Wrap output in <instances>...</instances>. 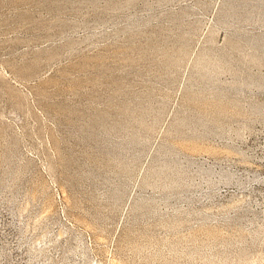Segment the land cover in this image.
Segmentation results:
<instances>
[{"label":"rangeland","instance_id":"obj_1","mask_svg":"<svg viewBox=\"0 0 264 264\" xmlns=\"http://www.w3.org/2000/svg\"><path fill=\"white\" fill-rule=\"evenodd\" d=\"M56 1L0 0V264H264V0Z\"/></svg>","mask_w":264,"mask_h":264},{"label":"bare ground","instance_id":"obj_2","mask_svg":"<svg viewBox=\"0 0 264 264\" xmlns=\"http://www.w3.org/2000/svg\"><path fill=\"white\" fill-rule=\"evenodd\" d=\"M52 1H53V0H52ZM57 1H58V0H57ZM57 1H56V2H57ZM76 1H77V0H76ZM83 1H85V0H83ZM87 1H88V0H87ZM93 1H95V0H93ZM109 1H110V0H109ZM113 1H114V0H113ZM116 1H117V0H116ZM170 1H171V0H170ZM172 1H173V0H172ZM224 1H225V0H224ZM227 1H228V0H227ZM257 1H258V0H257ZM259 1H260V0H259ZM259 1H258V2H259ZM69 2H70V0H69ZM80 2H81V1H80ZM90 2H91V1H90ZM175 2H176V1H175ZM225 2H226V1H225ZM228 2H229V1H228ZM228 2H227V3H228ZM233 2H234V1H233ZM233 2H232V3H233ZM246 2H247V1H246ZM253 2H254V0H253ZM262 2H263V1H262ZM60 3H62V2H60ZM64 3H65V2H64ZM96 3H97V2H96ZM102 3H103V2H102ZM234 3H235V2H234ZM234 3H233V4H234ZM238 3H241V1L238 2ZM242 3H243V2H242ZM259 3H260V2H259ZM69 4H70V3H69ZM93 4H94V3H93ZM202 4H203V3H202ZM222 4H223V3H222ZM224 4H225V3H224ZM247 4H249V3H247ZM250 4H251V2H250ZM250 4H249V5H250ZM252 4H253V3H252ZM254 4H255V3H254ZM260 4H262V3H260ZM58 5H59V4H58ZM65 5H66V3H65ZM70 5H71V4H70ZM89 5H90V4H89ZM227 5H228V4H227ZM243 5H244V3H243ZM256 5H257V4H256ZM147 6H148V5H147ZM208 6H209V5H208ZM208 6H207V7H208ZM222 6H223V5H222ZM254 6H255V5H254ZM61 7H62V6H61ZM207 7H206V8H207ZM226 7H227V6H226ZM241 7H243V6H241ZM148 8H149V6H148ZM223 8H224V7H223ZM230 8H231V7H230ZM232 8H233V7H232ZM232 8H231V9H232ZM234 8H235V7H234ZM247 8H248V7H247ZM250 8H251V7H250ZM262 8H263V7H262ZM62 9H63V8H62ZM226 9H227V8H226ZM236 9H237V8H236ZM239 9H240V8H239ZM239 9H238V11H239ZM258 9H259V8H258ZM220 10H222V9H220ZM223 10H224V9H223ZM248 10H249V9H248ZM253 10H255V9H253ZM259 10H260V9H259ZM262 10H263V9H262ZM146 11H147V10H146ZM149 11H150V10H149ZM250 11H252V10H250ZM256 11H257V9H256ZM263 11H264V10H263ZM152 12H154L153 9H152ZM244 12H245V11H244ZM252 12H253V11H252ZM225 13H226V12H225ZM230 13H231V12H230ZM242 13H243V12H242ZM255 13H256V12H255ZM219 14H220V13H219ZM221 14H222V13H221ZM221 14H220V15H221ZM228 14H229V12H228ZM231 14H232V13H231ZM233 14H234V13H233ZM237 14H238V13H237ZM244 14H245V13H244ZM246 14H247V13H246ZM152 15H153V13H152ZM220 15H218V16H220ZM223 15H224V14H223ZM242 15H243V14H242ZM256 15H257V14H256ZM234 16H235V15H234ZM239 16H240V15H239ZM239 16H238V17H239ZM263 16H264V15H263ZM151 17H152V16H151ZM220 17H221V16H220ZM251 17H252V16H251ZM255 17H256V16H254V18H255ZM258 17H259V16H258ZM258 17H257V19H258ZM261 17H262V16H261ZM175 18H176V17H175ZM223 18H224V17H223ZM234 18H236V17H234ZM243 18L245 19V16H244ZM249 18H250V17H249ZM254 18H253V19H254ZM263 18H264V17H263ZM133 19H134V18H133ZM177 19H178V18H177ZM239 19H240V20H239ZM239 19H238V20L241 21L242 18H239ZM247 19H248V18H247ZM250 19H251V18H250ZM261 19H262V18H261ZM104 20H105V19H104ZM175 20H176V19H175ZM220 20H221V19H220ZM228 20H229V19H228ZM233 20H237V19H233ZM238 20H237V21H238ZM245 20H246V19H245ZM245 20H244V21H245ZM248 20H249V19H248ZM226 21H227V20H226ZM230 21H232V20H230ZM230 21H229V22H230ZM244 21H242V22H244ZM107 22H108V21H107ZM133 22H134V21L132 20V23H133ZM179 22H180V20H179ZM234 22H235V21H234ZM234 22H233V23H234ZM246 22H248V21H246ZM249 22H250V21H249ZM102 23H103V22H102ZM137 23H138V21H137ZM143 23H144V22H143ZM148 23H149V22H148ZM221 23H222V22H221ZM235 23H236V22H235ZM238 23H240V22H238ZM133 24H134V23H133ZM146 24H147V22H146ZM174 24H175V23H174ZM217 24H218V23H217ZM217 24H215V25H217ZM219 24H220V23H219ZM227 24H228V22H227ZM128 25H129V24H128ZM130 25H131V24H130ZM134 25H135V24H134ZM144 25H145V24H144ZM161 25H162V24H161ZM177 25H178V24H177ZM222 25H224V23H223ZM236 25H237V24H236ZM245 25H246V24H245ZM255 25H256V24H255ZM142 26H143V25H141V27H142ZM145 26H146V25H145ZM150 26H151V25H150ZM219 26H220V25H219ZM224 26H225V25H224ZM227 26H229V25H227ZM233 26H234V24H233ZM237 26H238V25H237ZM247 26H248V25H247ZM249 26H250V24H249ZM252 26H253V23H252ZM263 26H264V25H263ZM131 27H133V26H131ZM146 27H147V26H146ZM146 27H145V28H146ZM176 27H177V26H176ZM185 27H186V26H185ZM222 27H223V26H222ZM235 27H236V26H235ZM243 27H244V26H243ZM245 27H246V26H245ZM253 27H254V26H253ZM256 27H257V25H256ZM137 28H140V27H137ZM142 28H143V27H142ZM218 28H219V27H218ZM218 28H216V29H218ZM220 28H221V27H220ZM236 28H237V27H236ZM259 28H260V27H259ZM259 28H258V29H259ZM178 29H179V28H178ZM183 29H184V28H182V30H183ZM216 29H215V30H216ZM226 29H227V28H226ZM229 29H230V28H229ZM229 29H228V30H229ZM241 29H242V28H241ZM247 29H248V28H247ZM258 29H256V30H258ZM139 30H140V29H139ZM139 30L137 29L136 31H139ZM141 30H142V29H141ZM147 30H148V28H147ZM179 30H180V29H179ZM184 30H185V29H184ZM215 30H214V31H215ZM218 30H219V29H218ZM233 30H234V29H233ZM233 30H232V31H233ZM244 30H245V29H244ZM216 31H217V30H216ZM223 31H225V30H223ZM236 31H237V30H236ZM242 31H243V29H242ZM245 31H246V30H245ZM143 32H144V31H143ZM180 32H181V31H180ZM255 32H256V31H255ZM260 32H261V31H260ZM262 32H263V31H262ZM182 33H183V32H182ZM215 33H216V32H215ZM215 33H214V34H215ZM233 33H234V32H233ZM214 34H213V35H214ZM183 35H184V34H183ZM230 35H231V33H230ZM233 35H234V34H233ZM233 35H232V36H233ZM236 35H237V34H236ZM252 35H253V34H252ZM181 36H182V35H181ZM232 36H230V37H232ZM238 36H239V35H238ZM241 36H242V35H241ZM260 36H262V35H260ZM183 37H184V36H183ZM212 38H214V36H213ZM251 38H252V37H251ZM261 39H262V38H261ZM236 41H237V40H236ZM250 41H251V40H250ZM245 42H246V41H245ZM253 42H254V41H253ZM211 43H212V42H211ZM250 43H252V42H250ZM254 44H255V43H254ZM262 44H263V42H262ZM262 44H261V45H262ZM251 45H252V44H251ZM246 46H247V45H246ZM258 46H259V45H258ZM225 47H226V46H225ZM254 47H255V46H254ZM211 48H212V47H211ZM228 48H229V47H228ZM229 49H230V48H229ZM257 49H258V48H257ZM257 49H256V50H257ZM223 50H224V48H223ZM231 50H232V48H231ZM210 51H212V50H210ZM221 51H222V50H221ZM225 51H226V50H225ZM252 51H253V50H252ZM228 52H229V51H228ZM249 52H250V50H249ZM262 52H263V51H262ZM262 52H261V54H262ZM206 53H207V52H206ZM209 53H210V52H209ZM211 53H212V52H211ZM215 53H216V52H215ZM232 53H233V52H232ZM241 53H242V52H241ZM255 53H257V52H255ZM55 54H56V53H55ZM203 54H204V53H203ZM237 54H238V53H237ZM263 54H264V53H263ZM231 55H232V54H231ZM234 55H235V54H234ZM234 55H233V56H234ZM247 55H248V54H247ZM259 55H260V54H259ZM54 56H55V55H54ZM201 56H202V55H201ZM212 56H213V55H212ZM249 56H250V55H249ZM251 56H252V55H251ZM253 56H254V55H253ZM263 56H264V55H263ZM52 57H53V56H52ZM205 57H207V56H205ZM205 57H204V58H205ZM227 57H229V56H227ZM230 57H231V56H230ZM245 57L247 58V56H245ZM214 58H215V57H214ZM240 58L242 59V57H240ZM220 59H221V58H220ZM231 59H232V58H231ZM233 59H234V58H233ZM233 59H232V61H233ZM247 59H248V58H247ZM256 59H257V58H256ZM211 60H212V58H211ZM213 60H214V59H213ZM217 60L219 61L218 58H217ZM228 60H229V59H228ZM242 60H244V58H243ZM253 60H254V59H253ZM205 61H206V60H205ZM209 61H210V60H209ZM223 61H224V60H223ZM223 61H220V62H223ZM234 61H236V60H234ZM248 61H249V60H248ZM211 62H212V61H211ZM215 62L217 63V61H215ZM224 62H225V61H224ZM244 62H246V61H244ZM258 62H260L259 59H258ZM208 63H209V62H208ZM218 63H219V62H218ZM218 63H217V64H218ZM225 63H226V62H225ZM241 63H242V62H241ZM251 63H252V62H251ZM262 63H263V61H262ZM262 63H261V65H262ZM230 64H231V63H230ZM233 64H234V63H233ZM248 64H249V63H248ZM253 64H255V63H253ZM223 65H225V64H223ZM231 65H232V64H231ZM238 65H239V64H238ZM242 65H243V64H242ZM258 65H260V63H259ZM199 66H200V65H199ZM206 66H207V64H206ZM215 66H216V64H215ZM215 66H213V67H215ZM218 66H220V64H219ZM211 67H212V65H211ZM213 67L211 68L212 70H214L215 68L217 69V66H216L214 69H213ZM221 67H222V66H221ZM228 67H229V66H228ZM250 67H251V66H250ZM168 68H169V67H168ZM196 68H197V67H196ZM218 68H219V67H218ZM230 68H231V67H230ZM244 68H245V67H244ZM244 68H243V69H244ZM248 68H249V65H248ZM251 68H252V67H251ZM254 68H255V67H254ZM263 68H264V66H263ZM197 69H198V68H197ZM201 69H202V67H201ZM201 69H200V71H201ZM205 69H206V73H207V68H205ZM231 69H232V68H231ZM231 69H230V70H231ZM234 69H235V68H234ZM236 69H238V68H236ZM241 69H242V67H241ZM260 69H261V68H260ZM260 69H259L258 71H260ZM198 70H199V69H198ZM198 70H197V71H198ZM223 70H224V68H223L222 70H220V71L222 72ZM225 70H226V69H225ZM227 70H228V69H227ZM232 70H233V69H232ZM244 70H245V69H244ZM251 70H252V69H251ZM253 70H254V69H253ZM261 70H262V69H261ZM263 70H264V69H263ZM215 71H216V70H215ZM234 71H235V70H234ZM254 71H256V70H254ZM258 71H257V72H258ZM194 72H196V70H194ZM201 72H202V71H201ZM217 72H218V71H217ZM221 72H219V73L221 74ZM226 72H227V71H226ZM247 72H248V71H247ZM247 72H246V73H247ZM261 72H262V71H261ZM196 73H197V72H196ZM212 73H213V72H212ZM223 73H224V72H223ZM227 73H228V72H227ZM229 73H230V72H229ZM243 73H244V72H243ZM200 74H202V73H200ZM213 74H214V73H213ZM213 74H212V76H213ZM217 74H218V73H217ZM236 74H238V73L236 72ZM254 74H255V73H254ZM261 74H262V73H261ZM209 75H210V74H209ZM223 75H224V74H223ZM239 75H240V73H239ZM194 76H195V75H194ZM198 76H200V75L198 74ZM202 76H203V75H202ZM202 76H201V78H202ZM206 76H207V75H206ZM216 76H217V75H216ZM216 76H215V79H214V80H216ZM232 76H233V74H232ZM236 76H237V75H236ZM251 76H252V75H251ZM192 77H193V76H192ZM196 77H197V76H196ZM204 77H205V75H204ZM219 77L221 78V76H219ZM219 77L217 76V78H219ZM239 77H240V76H239ZM243 77H244V76H243ZM261 77H262V76H261ZM198 78H199V77H198ZM198 78H197V79H198ZM208 78H209V77H208ZM210 78H211V76H210ZM237 78H238V77H237ZM237 78L234 77V79H237ZM193 79H194V78H193ZM199 79H200V78H199ZM200 80H201V79H200ZM214 80H213V81H214ZM255 80H256V79H255ZM255 80H254V81H255ZM202 81H203V80H202ZM218 81H219V80H218ZM231 81H232V79H231ZM239 81H241V80H239ZM242 81H243V79H242ZM258 81H259V80H258ZM193 82H194V81H193ZM204 82H205V81H204ZM210 82L212 83V81H210ZM220 82H221V81H220ZM222 82H224V80H223ZM234 82H235V81H234ZM197 83H198V81H197ZM206 83H207V82H206ZM228 83H230V82H228ZM232 83H233V81H232ZM236 83L239 84L238 82H236ZM260 83H261V81H260ZM209 84H210V83H209ZM218 84H219V82H218ZM222 84H224V87H225V83H222ZM230 84H231V83H230ZM230 84H228V86H229ZM234 84H235V83H234ZM263 84H264V82H263ZM200 85H201V84H200ZM212 85H213V84H211V86H212ZM219 85H220V84H219ZM219 85H218V86H219ZM231 85H232V84H231ZM241 85H242V84H241ZM192 86H193V83H192ZM195 86H196V85H195ZM213 86H214V85H213ZM221 86H222V85H221ZM232 86H233V85H232ZM258 86H259V85H258ZM189 87H190V85H189ZM189 87H188V88H189ZM196 87H197V86H196ZM198 87H199V86H198ZM202 87H204V86H202ZM205 87H207V86L205 85ZM209 87H210V86H209ZM236 87H237V86H236ZM236 87H235V88H236ZM243 87H244V86H243ZM248 87H250V89H251V86H250V85H249ZM260 87H261V86H260ZM260 87H259V88H260ZM192 88H193V87H192ZM210 88H211V87H210ZM229 88H230V86H229ZM232 88H233V87H232ZM263 88H264V86H263ZM216 89H217V88H216ZM223 89H224V88H223ZM233 89H234V88H233ZM242 89H243V88H242ZM247 89H248V88H247ZM196 90H197V89H196ZM199 90H200V89H199ZM237 90H238V89H237ZM240 90H241V89H240ZM262 90H263V89H262ZM218 91H219V90H218ZM245 91H247V90H245ZM253 91H254V90H253ZM255 91H256V90H255ZM227 92H228V90H227ZM230 92L233 93V91H230ZM234 92H235V91H234ZM240 92H241V91H240ZM247 92H248V91H247ZM260 92H261V94H262L263 91H260ZM190 93H191V92H190ZM194 93H195V92H194ZM248 93H249V92H248ZM251 93H252V92H251ZM191 94H192V93H191ZM226 94H227V93H226ZM242 94H243V93H241V95H242ZM252 94H253V93H252ZM252 94H251V95H252ZM256 94H257V93H256ZM258 94H259V93H258ZM227 95H228V94H227ZM247 96H248V95H247ZM222 97H224V96H222ZM245 97H246V95H245ZM226 98H227V97H226ZM246 98H247V97H246ZM227 99H228V98H227ZM231 99H232V98L230 97V101H231ZM237 99H238V98H237ZM240 99H241V97H240ZM152 101H153V100H152ZM152 101H151V102H152ZM236 101H238V100H236ZM234 102H235V101H234ZM238 102H239V101H238ZM235 103H237V102H235ZM240 103H241V102H240ZM238 105H239V104H238ZM254 105H255V104H254ZM148 106H149V105H148ZM255 107H256V106H255ZM145 108H146V107H145ZM146 109H148V108H146ZM247 109H248V108H247ZM249 110H250V109H249ZM152 111H153V110H152ZM155 112H156V111H155ZM141 113H143V112L141 111ZM146 113H147V112H146ZM146 113H145V114H146ZM152 113H153V112H152ZM254 114H255V113H254ZM260 114H261V113H260ZM158 115H159V114H158ZM250 115H251V114H250ZM101 116H102V115H101ZM104 116H105V115H104ZM143 116H144V114H143ZM146 116H147V115H146ZM152 116H154V115H152ZM161 116H162V115H161ZM191 116H192V114H191ZM194 116H195V115H194ZM252 116H253V115H252ZM255 116H256V115H255ZM258 116H259V115H258ZM260 116H263V115H260ZM148 117H149V116H148ZM184 117H185V116H184ZM187 117H188V115H187ZM195 117H196V116H195ZM83 118H84V117H83ZM110 118H111V117H110ZM129 118H130V117H129ZM155 118H156V117H155ZM208 118H209V117H208ZM125 119H126V118H125ZM147 119H148V118H147ZM152 119H153V118H152ZM177 119H178V118H177ZM177 119H176V120H177ZM180 119H181V117H180ZM196 119H197V118H196ZM196 119H195V120H196ZM254 119H256V117H255ZM82 120H83V119H82ZM130 120H131V119H130ZM135 120H136V119H135ZM138 120H140V119H138ZM142 120H143V119H142ZM142 120H141V121H142ZM185 120H186V119H185ZM88 121H89V119H88ZM100 121H101V120H100ZM124 121H125V120H124ZM148 121H149V120H148ZM158 121H159V120H158ZM181 121H182V120H181ZM132 122H133V121H132ZM152 122H153V121H152ZM155 122H156V121H155ZM176 122H177V121H176ZM176 122H175V123H176ZM178 122H179V121H178ZM197 122H198V121H197ZM200 122H201V121H200ZM200 122H198V123H200ZM109 123H111V122H109ZM122 123H123V122H122ZM125 123L127 124V121H126ZM130 123H131V121H130ZM149 123H150V122H149ZM175 123H173V124H175ZM203 123H205V121H204ZM208 123H209V121H208ZM86 124H87V123H86ZM138 124H139V123H138ZM154 124H155V123H154ZM154 124H153V125H154ZM188 124H189V123H188ZM188 124H187V125H188ZM201 124H202V123H201ZM201 124H200V125H201ZM248 124H249V123H248ZM83 125H84V121H83ZM92 125H93V124H92ZM103 125H104V124H103ZM121 125H122V124H121ZM131 125H132V124H131ZM143 125H144V124H143ZM177 125H178V124H177ZM177 125H176V126H177ZM182 125H183V124H182ZM182 125H181V126H182ZM200 125H199V126H200ZM89 126H90V125H89ZM96 126H97V125H96ZM112 126H113V125H112ZM126 126H127V125H126ZM176 126H175V127H176ZM184 126H185V123H184ZM184 126H183L182 128H184ZM190 126H191V125H190ZM206 126H207V125H206ZM206 126H205V127H206ZM141 127H142V126H141ZM144 127H145V126H144ZM172 127H173V125H172ZM178 127H179V126H178ZM193 127H194V126H193ZM215 127H216V125H215ZM244 127H245V126H244ZM96 128H97V127H96ZM99 128H100V127H99ZM104 128H105V127H104ZM122 128H123V127H122ZM146 128H147V127H146ZM146 128H145V129H146ZM220 128H222V127H220ZM108 129H109V128H108ZM120 129H121V128H120ZM128 129H129V128H128ZM138 129H139V128H138ZM142 129H143V128H142ZM171 129H172V128H171ZM199 129H200V128H199ZM206 129L208 130V128H206ZM206 129H204V130L206 131ZM217 129H219V128H216V130H217ZM193 130H194V129H193ZM221 130H222V129H221ZM86 131H87V130H86ZM89 131H90V130H89ZM110 131H112V130H110ZM171 131H172V130H171ZM175 131H176V130H175ZM205 131H204V132H205ZM218 131H219V130H218ZM223 131H224V130H223ZM94 132H95V131H94ZM140 132H141V131H140ZM103 133H104V132H103ZM173 133H174V132H173ZM197 133H198V132H197ZM199 133H200V132H199ZM205 133H206V132H205ZM219 133H220V131H219ZM76 134H77V133H76ZM175 134H178V132L175 133ZM195 134H196V133H195ZM223 134H224V132H223ZM82 135H83V134H82ZM140 135H141V134H140ZM190 135H191V133H190ZM196 135H197V134H196ZM196 135H195V136H196ZM198 135H199V134H198ZM220 135H221V134H220ZM220 135H219V136H220ZM78 136H79V135H78ZM80 136H81V135H80ZM105 136H106V135H105ZM107 136H108V135H107ZM204 136H205V135H204ZM88 137H89V136H88ZM101 137H102V136H101ZM197 137H198V136H197ZM81 138H82V137H81ZM86 138H87V137H86ZM210 138H211V137H210ZM137 139H138V138H137ZM87 140H88V139H87ZM138 140H140V139H138ZM132 141H133V140H132ZM141 141H142V140H141ZM93 142H94V141H93ZM95 142H96V141H95ZM146 142H147V140H146ZM96 143H97V142H96ZM92 144H93V143H92ZM122 144H123V143H122ZM127 144H128V143H127ZM131 144H132V143H131ZM118 145H119V144H118ZM141 145H142V144H141ZM12 146H13V145H12ZM12 146H11V147H12ZM95 146H96V145H95ZM126 146H127V145H126ZM134 146H135V145H134ZM143 146H144V145H143ZM121 147H122V146H121ZM139 147H140V146H139ZM14 148H15V147H14ZM125 148H126V147H125ZM137 148H138V147H137ZM169 148H170V147H169ZM165 149H166V148H165ZM167 149H168V148H167ZM12 150H13V148H12ZM134 150H135V149H134ZM142 150H143V149H142ZM62 151H63V150H62ZM68 151H69V150H68ZM110 151H111V150H110ZM145 151H146V150H145ZM159 151H160V150H159ZM161 151H162V150H161ZM173 151H174V150H173ZM9 152H10V151H9ZM63 152H64V151H63ZM69 152H70V151H69ZM106 152H108V151H106ZM118 152H119V150H118ZM176 152H177V151H176ZM10 153H11V152H10ZM14 153H15V152H14ZM67 153H68V152H67ZM122 153H123V152H122ZM130 153H131V152H130ZM134 153H135V152H134ZM163 153H164V152H163ZM173 153H174V152H173ZM8 154H9V153H8ZM17 154H18V153H17ZM136 155H137V154H136ZM142 155H143V154H142ZM156 155H157V154H156ZM68 156H69V155H68ZM116 156H117V155H116ZM126 156H127V155H126ZM137 156H138V155H137ZM144 156H145V155H144ZM157 156H159V154H158ZM162 156H163V155H162ZM172 156H173V155H172ZM181 156H182V155H181ZM181 156H179V157H181ZM6 157H7V155H6ZM12 157H13V156H12ZM102 157H103V156H102ZM117 157H118V156H117ZM122 157H123V156H122ZM139 157H140V155H139ZM170 157H171V156H170ZM72 158H73V157H72ZM74 158H75V157H74ZM110 158H111V157H110ZM112 158H113V157H112ZM124 158H125V156H124ZM129 158H130V157H129ZM160 158H161V157H160ZM162 158H163V157H162ZM182 158H183V157H182ZM184 158H185V157H184ZM6 159H7V158H6ZM64 159H65V158H64ZM117 159H118V158H117ZM126 159H127V158H126ZM132 159H133V158H132ZM141 159H142V158H141ZM164 159H165V157H164ZM189 159H190V158H189ZM189 159H188V160H189ZM11 160H12V159H11ZM15 160H16V159H15ZM67 160H68V159H67ZM114 160H115V159H114ZM154 160H155V159H154ZM63 161H64V160H63ZM65 161H66V160H65ZM102 161H103V160H102ZM112 161H113V160H112ZM126 161H127V160H126ZM129 161H130V160H129ZM158 161H160V160H158ZM162 161H163V160L161 159V163H162ZM164 161L167 162V161H169V160H167V161L164 160ZM175 161H177V159H176ZM182 161H183V160H182ZM6 162H7V161H6ZM11 162H12V161H11ZM68 162H69V161H68ZM124 162H125V161H124ZM130 162H131V161H130ZM135 162H136V161H135ZM180 162H181V161H179V163H180ZM187 162H188V161H187ZM192 162H194V160H193ZM192 162H190V165H191V166H192V164H191ZM105 163H106V161H105ZM118 163H119V162H118ZM125 163H126V162H125ZM155 163H156V162H155ZM168 163H169V162H168ZM168 163H167V164H168ZM171 163H172V162H171ZM182 163H183V162H182ZM199 163H200V162H199ZM16 164H17V163H16ZM100 164H101V162H100ZM107 164H108V163H107ZM152 164H153V163H152ZM152 164H151V165H152ZM156 164H157V163H156ZM185 164H186V163H185ZM187 164H188V163H187ZM10 165H11V163H10ZM72 165H73V164H72ZM169 165H171V164L169 163ZM172 165H173V164H172ZM195 165H196V164H195ZM78 166H79V165H78ZM98 166H99V165H98ZM110 166H111V165H110ZM117 166H118V164H117ZM120 166H121V165H120ZM158 166H159V165H158ZM165 166H166V165H165ZM173 166H174V165H173ZM183 166H184V165H183ZM207 166H208V165H207ZM210 166H211V165H210ZM153 167H154V166H153ZM178 167H179V166H178ZM178 167H177V168H178ZM186 167H187V166H186ZM193 167H194V166H193ZM193 167H192V168H193ZM198 167H199V166H198ZM204 167H205V166H204ZM204 167H203V168H204ZM216 167H217V166H216ZM15 168H16V167H15ZM77 168H78V167H77ZM101 168H102V167H101ZM119 168H120V167H119ZM131 168H132V167H131ZM158 168H160V166H159ZM199 168H200V167H199ZM213 168H214V167H213ZM220 168H221V167H220ZM66 169H67V168H66ZM115 169H116V167H115ZM121 169H122V168H121ZM162 169H163V168H162ZM162 169H161V170H162ZM183 169H185V168L183 167ZM201 169H202V168H201ZM217 169H218V168H217ZM12 170H13V169H12ZM12 170H11V171H12ZM19 170H21V169H19ZM67 170H68V169H67ZM88 170H89V169H88ZM99 170H100V169H99ZM106 170H107V169H106ZM154 170H155V167H154ZM158 170H159V169H158ZM191 170H192V169H191ZM193 170H194V169H193ZM198 170H200V169H198ZM198 170H197V171H198ZM204 170L206 171L205 168H204ZM215 170H216V169H215ZM7 171H8V169H7ZM92 171H93V170H92ZM159 171H160V170H159ZM171 171H172V170H171ZM175 171H176V170H175ZM189 171H190V169H189ZM194 171H195V170H194ZM209 171H210V170H209ZM220 171H221V170H220ZM16 172H18V171H16ZM97 172H98V171H97ZM99 172H100V171H99ZM99 172H98V173H99ZM110 172H111V170H110ZM119 172H120V171H119ZM152 172H153V170H152ZM155 172H156V171H155ZM166 172H168V171H166ZM187 172H188V171H187ZM211 172H212V171H211ZM216 172H217V171H216ZM223 172H225V171H223ZM89 173H90V171H89ZM121 173H122V171H121ZM160 173H161V172H160ZM164 173H165V171H164ZM172 173H173V172H172ZM176 173H178V172H176ZM185 173H186V172H185ZM190 173H191V171H190ZM207 173H208V172H207ZM225 173H226V172H225ZM13 174H14V173H13ZM80 174H81V172H80ZM129 174L131 175V173H129ZM151 174H152V173H151ZM156 174L158 175V171L156 172ZM168 174H169V173H168ZM194 174H196V173H194ZM238 174H239V173H238ZM238 174H237V175H238ZM15 175H16V174H15ZM82 175H83V174H82ZM82 175H81V176H82ZM100 175H101V174H100ZM110 175H111V174H110ZM115 175H116V174H115ZM122 175H123V174H122ZM130 175H129V176H130ZM148 175H149V173H148ZM170 175H171V174H170ZM175 175H178V174H175ZM179 175H180V174H179ZM187 175H192V174H188V173H187ZM198 175H199V174H198ZM205 175H207V174H205ZM212 175H213V174H212ZM222 175H223V174H222ZM241 175H242V174H241ZM241 175H240V176H241ZM243 175H244V174H243ZM12 176H13V175H12ZM89 176H90V175H89ZM124 176H125V174H124ZM152 176H153V175H152ZM154 176H156V175H154ZM159 176H160V175H158V177H159ZM166 176H167V175H166ZM199 176H200V175H199ZM209 176H210V173H209ZM215 176H216V175H215ZM215 176H214V177H215ZM225 176H226V175H225ZM246 176L248 177V175H246ZM4 177H5V175H4ZM9 177H10V175H9ZM15 177H16V176H14V178H15ZM90 177H91V176H90ZM93 177H94V174H93ZM108 177H109V176H108ZM117 177H118V176H117ZM127 177H128V176H127ZM149 177H150V176H149ZM207 177H208V176H207ZM207 177H206V179H208ZM218 177H219V176H218ZM221 177H222V176H221ZM17 178H18V177H17ZM85 178H86V177H85ZM98 178H99V177H98ZM113 178H115V177H113ZM119 178H120V177H119ZM119 178H118V179H119ZM125 178H126V177H125ZM130 178H131V177H130ZM130 178H129V179H130ZM156 178H157V176L155 177V179H156ZM161 178H162V175H161ZM164 178H165V177H164ZM180 178H181V177H180ZM190 178H191V176H190ZM202 178H204V177H202ZM210 178H211V176H210ZM216 178H217V177H216ZM231 178H232V177H231ZM249 178H250V177H249ZM6 179H7V178H6ZM10 179H11V178H10ZM15 179H16V178H15ZM99 179H100V178H99ZM127 179H128V178H127ZM168 179H169V178H168ZM171 179H172V177H171ZM173 179H174V177H173ZM182 179H183L184 181L186 180V179H184L183 177H182ZM188 179H189V178H188ZM193 179H194V178H193ZM195 179H196V178H195ZM195 179H194V180H195ZM199 179H200V178H199ZM211 179H212V178H211ZM211 179H210V180H211ZM214 179H215V178H214ZM218 179H219V178H218ZM245 179H246V178H245ZM3 180H4V179H3ZM13 180H14V179H13ZM13 180H12V181H13ZM16 180H17V179H16ZM101 180H102V179H101ZM107 180H108V178H107ZM119 180H120V179H119ZM148 180H150V179L148 178ZM158 180H160V179H158ZM164 180H165V179H164ZM169 180H170V179H169ZM189 180H190V179H189ZM208 180H209V179H208ZM221 180H222V179H220L219 182H221ZM224 180H225V179H224ZM224 180H223V181H224ZM233 180H234V179H233ZM243 180H244V179H243ZM8 181H9V180H8ZM12 181H11V183H12ZM95 181H96V180H95ZM128 181H129V180H128ZM165 181H166V180H165ZM175 181H176V180H175ZM180 181H181V180H179V182H180ZM187 181H188V180H187ZM190 181H191V180H190ZM190 181H189V182H190ZM217 181H218V180H217ZM249 181H250V180H249ZM3 182H4V181H3ZM102 182H103V181H102ZM105 182H106V181H105ZM107 182H108V181H107ZM107 182H106V183H107ZM111 182H112V181H111ZM116 182H117V181H116ZM121 182H122V181H121ZM130 182H131V181H130ZM145 182H146V181H145ZM148 182H149V181H148ZM152 182H153V181H152ZM154 182H155V181H154ZM156 182H157V181H156ZM170 182H171V181H170ZM182 182H183V181H182ZM197 182H198V181H197ZM204 182H205V181H204ZM206 182H207V181H206ZM206 182H205V183H206ZM227 182H228V181H227ZM245 182H246V181H245ZM126 183H127V182H126ZM143 183H144V182H143ZM146 183H147V182H146ZM161 183H162V182H161ZM165 183H166V182H165ZM184 183H185V182H184ZM187 183H188V182H187ZM187 183H186V184H187ZM212 183H214V182H212ZM231 183H232V180H231ZM235 183H236V181H235ZM6 184H7V183H6ZM15 184H16V183H15ZM90 184H91V183H90ZM107 184H108V183H107ZM109 184H111V183L109 182ZM113 184H114V183H113ZM120 184H121V183H120ZM158 184H159V183H158ZM163 184H164V182H163ZM166 184H167V183H166ZM166 184H165V188H166ZM182 184H183V183H182ZM189 184H190V183H189ZM206 184H207V183H206ZM216 184H217V183H216ZM220 184H221V183H220ZM222 184H223V183H222ZM238 184H239V183H238ZM242 184H244V183H242ZM100 185H101V184H100ZM147 185H148V184H147ZM156 185H157V183H156ZM168 185H169V184H168ZM175 185H176V184H175ZM179 185H180V184H179ZM191 185L193 186V184H191ZM207 185H208V184H207ZM213 185H214V184H213ZM213 185H212V186H213ZM244 185H245V184H244ZM1 186H2V188H3V185H1ZM5 186H7V185H5ZM5 186H4V187H5ZM11 186H13V185H11ZM15 186H16V185H15ZM114 186H115V184H114ZM123 186H124V184H123ZM126 186H127V185H126ZM152 186H153V184L151 185V187H152ZM163 186H164V185H163ZM172 186H173V184H172ZM182 186H184V184H183ZM182 186H181V189H183ZM186 186H187V185H186ZM194 186H195V185H194ZM198 186H199V185H198ZM16 187H17V186H16ZM101 187H102V186H101ZM105 187H106V186H105ZM109 187H110V186H109ZM128 187H129V186H128ZM159 187H161V186H159ZM168 187H169V186H168ZM184 187H185V186H184ZM215 187H216V186H215ZM8 188H9V186H8ZM10 188H11V187H10ZM94 188H95V187H94ZM125 188H127V187H125ZM142 188H143V185H142ZM157 188H158V187H157ZM171 188H172V187H171ZM173 188H174V187H173ZM175 188H176V186H175ZM3 189H4V188H3ZM100 189H101V188H100ZM103 189H104V187H103ZM114 189H115V188H114ZM114 189H113V190H114ZM120 189H121V186H120ZM120 189H119V190H120ZM122 189H123V188H122ZM160 189H161V188H160ZM168 189H169V188H168ZM178 189H179V188H178ZM178 189H177V190H178ZM188 189H190V188L188 187ZM188 189L186 188L185 191H187ZM11 190H12V188H11ZM11 190H10V191H11ZM14 190H15V189H14ZM108 190H109V189H108ZM113 190H112V191H113ZM144 190H148V189L145 188ZM158 190H159V188H158ZM163 190H164V189H163ZM172 190H173V189H172ZM191 190H193V189L191 188ZM194 190H195V189H194ZM5 191H6V190H5ZM18 191H19V190H18ZM122 191H123V190H122ZM178 191H179V190H178ZM182 191H183V190H182ZM15 192H16V191H15ZM113 192H114V191H113ZM146 192H147V191H146ZM160 192H161V191H160ZM191 192H192V191H191ZM4 193H5V192H4ZM4 193H3V194H4ZM106 193H107V191H106ZM116 193H117V192H116ZM124 193H125V191H124ZM141 193H142V192H141ZM163 193H165V192H163ZM170 193H171V192H170ZM176 193H177V192H176ZM180 193H181V190H180ZM11 194H13V193H11ZM14 194H15V193H14ZM111 194H112V193H111ZM117 194H118V193H117ZM167 194H168V193H167ZM181 194H182V193H181ZM181 194H179V195H181ZM124 195H125V194H124ZM162 195H163V194H162ZM176 195H178V194H176ZM179 195H178V196H179ZM4 196H5V194H4ZM138 196H139V194H138ZM140 196H141V195H140ZM146 196H147V195H146ZM151 196H152V193H151ZM171 196H172V195H171ZM188 196H189V195H188ZM190 196H191V195H190ZM10 197H11V196H10ZM14 197H15V196H14ZM118 197L121 198L120 196H118ZM136 197H137V196H136ZM141 197H142V196H141ZM147 197H148V196H147ZM155 197H156V195H155ZM15 198H16V197H15ZM17 198H18V197H17ZM162 198H163V197H162ZM186 198H187V197H186ZM189 198H191V197H189ZM13 199H14V198H13ZM111 199H112V198H111ZM144 199H145V198H144ZM151 199H152V198H151ZM164 199H165V198H164ZM174 199H175V197H174ZM8 200L10 201V199H8ZM134 200H135V199H134ZM165 200H166V199H165ZM167 200H168V199H167ZM170 200H171V199H170ZM172 200H173V199H172ZM176 200H177V199H176ZM185 200H186V199H185ZM16 201H17V199H16ZM174 201H175V200H174ZM174 201H173V202H174ZM135 202H136V201H135ZM141 202H142V201H141ZM176 202H177V201H176ZM178 202H179V200H178ZM13 203H14V202H13ZM150 203H151V202H150ZM170 203H171V202H170ZM9 204H10V203H9ZM133 204H134V203H133ZM144 204H145V203H144ZM158 204H159V203H158ZM164 204L167 205L166 202H165ZM168 204H169V203H168ZM145 205H146V204H145ZM153 205L155 206L154 203H153ZM137 206H138V204H137ZM139 206H140V205H139ZM159 206H160V204H159ZM163 207H164V206H163ZM166 207H167V206H166ZM138 208H139V207H137V209H138ZM144 208H145V207H144ZM149 208H150V207H149ZM137 209H136V210H137ZM149 211H150V210H149ZM151 211H152V210H151ZM151 211H150V212H151ZM145 212H146V210H145ZM177 212H178V211H177ZM143 213H144V212H143ZM153 213H154V211H153ZM155 213H156V212H155ZM139 214H140V213H139ZM146 215H147V214H146ZM43 243H44V242H43ZM45 243H46V242H45ZM32 244H33V243H32ZM36 244L39 245L38 243H36ZM42 245H43V244H42ZM39 246H40V245H39ZM33 247H34V246H33ZM37 247H38V246H37ZM33 249H34V248H33ZM38 251H39V250H38ZM77 251H78V250H77ZM40 252H41V251H40ZM74 252H75V251H74ZM71 253H73V252H71ZM38 255H39V254H38ZM44 255H45V254H44ZM44 255H43V256H44ZM85 255H86V254H85ZM82 256H83V255H82ZM85 257H86V256H85ZM42 258H43V257H42ZM40 259H41V258H40ZM81 259H82V258H81ZM66 261H67V260H66ZM40 262H41V261H40ZM41 263H42V262H41ZM35 264H36V263H35ZM38 264H39V262H38ZM43 264H45V263H43ZM60 264H61V263H60Z\"/></svg>","mask_w":264,"mask_h":264}]
</instances>
